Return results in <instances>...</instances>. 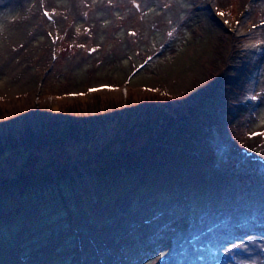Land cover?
<instances>
[{
  "label": "rangeland",
  "instance_id": "rangeland-1",
  "mask_svg": "<svg viewBox=\"0 0 264 264\" xmlns=\"http://www.w3.org/2000/svg\"><path fill=\"white\" fill-rule=\"evenodd\" d=\"M45 107L116 151L189 123L220 156L171 154L107 197L80 164L15 206L0 188V264H264V0H0L3 145L38 131ZM141 111L143 132H116Z\"/></svg>",
  "mask_w": 264,
  "mask_h": 264
},
{
  "label": "trees",
  "instance_id": "trees-1",
  "mask_svg": "<svg viewBox=\"0 0 264 264\" xmlns=\"http://www.w3.org/2000/svg\"><path fill=\"white\" fill-rule=\"evenodd\" d=\"M238 47H235L234 51L237 52ZM149 104L155 107L157 101L150 100ZM159 109L167 117L173 118L174 112L170 111V109L166 110L165 106L159 107ZM65 110H67L66 107L62 108L61 112H57V114L61 113L58 116H63L66 120L60 122L56 119H51L54 114L51 112V107L43 108L40 113L42 125H39V130L35 131V129L28 128V134L23 141L17 142L8 138L9 147L3 145V138L0 137V182H2L0 188L7 191L5 192L6 200L12 206L17 203V199L13 197L14 195L21 200L33 187L42 183L44 185H52L54 182L58 183L60 178H67L68 173L72 172V170H78V164L82 165L85 171L94 175L100 195L107 197L110 196L114 184L115 186L119 185L123 189H136L142 186L144 182L150 181L152 176L156 174L162 175L165 170L168 171L174 164L173 161L169 160L171 154L181 153L195 159H201L206 154L204 152L206 148H202L203 150L201 151V147H198L201 134H197L194 129L190 131L191 125L189 123L183 126L173 123L169 127L161 128L162 133L166 134L153 138L151 145L142 150L133 148L130 145H123L119 151H116L114 146L110 148L114 136L110 135L109 140L102 142V145L96 142L93 137L84 138L85 136H81L84 132V130L81 131L84 129V127H81L82 124L80 123V126L76 125L78 123H75L71 115H67ZM147 114L148 111H141L137 116L131 117L134 119V123L129 121L130 118L120 120L117 125L120 131L116 130V132L123 134L127 138L130 137V134H134L133 137L137 136L144 131L143 129L147 125L146 122L149 118ZM200 119L201 116L197 119L198 123ZM77 127L81 129L78 130ZM180 127L182 128L181 130L179 129ZM205 130L203 129L202 132L204 133ZM164 136L171 138V140H165ZM184 136L188 139L187 144H195L196 147L181 145V141L184 140L186 142L183 139ZM188 149H191L190 153ZM207 149L206 151L210 152V154L214 150L217 157L220 156L219 151H216L215 145L209 144ZM56 152L61 155L62 160H59L60 157H57L58 154ZM173 155H171L172 158ZM18 157L24 159H21L22 167L16 170L19 173L18 178L13 180L9 176L16 168L13 166L15 159ZM207 160L213 166L211 160L208 158ZM8 162H11V164L7 165ZM214 162L220 164L217 159ZM50 170H55L56 172L55 181L51 177L53 174L49 173ZM55 194L57 195V193Z\"/></svg>",
  "mask_w": 264,
  "mask_h": 264
},
{
  "label": "snow or ice",
  "instance_id": "snow-or-ice-1",
  "mask_svg": "<svg viewBox=\"0 0 264 264\" xmlns=\"http://www.w3.org/2000/svg\"><path fill=\"white\" fill-rule=\"evenodd\" d=\"M137 7H139V5H137ZM46 15H47V13H46ZM220 15L223 16L224 14L223 13H220ZM132 35H135V33H132ZM169 35L171 36L172 33H169ZM93 91H95V89ZM253 99H255V97H253Z\"/></svg>",
  "mask_w": 264,
  "mask_h": 264
}]
</instances>
